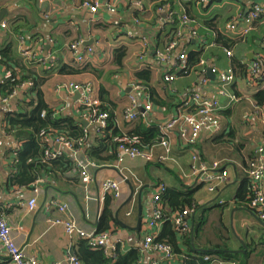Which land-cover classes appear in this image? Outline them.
<instances>
[{
  "label": "crops",
  "instance_id": "obj_1",
  "mask_svg": "<svg viewBox=\"0 0 264 264\" xmlns=\"http://www.w3.org/2000/svg\"><path fill=\"white\" fill-rule=\"evenodd\" d=\"M96 1L99 12L92 14L71 0H42L41 3L39 0H0L3 17L0 25L8 24L7 29L0 27V49L11 45L13 59L22 66L15 65L16 72L43 80L40 89L45 104L56 116L74 120L88 134L83 148L72 151L55 143L52 135L45 138L52 152L62 151L74 161L77 171L60 175L40 168L35 185H14L11 179L15 151L23 147L12 135L6 134L3 121L5 114L18 112L36 94L22 87L6 103L0 101V217L12 229L16 244L40 264H70V255H78L81 264H179L181 254L188 253L185 237L191 234L195 253L246 255L254 251L248 264H264L261 244L264 226L250 206L252 179L248 174L249 162L254 157L264 160V152L259 153V149L264 150V102L259 105L256 101V95L264 92V16L245 38L237 31L227 30L229 24L241 23L254 2L264 6V0H207L206 4L193 0ZM110 5L115 12L108 10ZM183 14L199 24L195 39L188 28L194 27V23L183 26L182 21L174 20V16L182 19ZM209 22L232 42L231 48L223 49L216 44L218 34L208 28ZM21 36L26 38L36 60L22 58ZM73 43H80V53L92 49L94 56L85 64H78L70 49ZM172 43L177 44L176 49L172 56L166 57ZM120 49L125 51V56L116 63L115 53ZM228 51L232 53L230 57ZM182 53L191 64L197 55L200 59L187 73L180 69L178 57ZM237 64L247 68L246 76L235 69ZM254 66H257V75L252 78ZM64 67L76 69L78 73L62 74ZM214 68L219 73L234 71L235 81L226 96L220 93L219 75L212 73ZM141 73H149L150 79L144 81ZM168 74L175 76L173 83L164 80ZM7 75L6 67L0 66V84ZM68 83L91 85L97 99L102 90L106 91L105 104L109 116L113 117L110 135L118 132L128 136L142 119L132 123L125 119L132 95H136L141 111L151 104L152 110L143 120L161 132L172 119L188 112L184 104L195 94L219 104L221 110L217 117L221 128L215 132L203 131L194 148L185 145L174 130L169 133L170 159L165 158L162 147L156 146L147 150L152 153L150 162L128 158L119 163L118 150L115 155L114 149L116 139L102 145V136L90 123L82 104L88 93L64 89L63 85ZM230 96L237 101L232 102ZM99 146L101 158L106 159L101 164L87 153V149ZM111 155H114L112 161ZM80 162L91 164L88 184L82 181ZM201 162L208 167L220 163V170L229 175L214 193L202 183V173L192 174L193 169L201 167ZM107 181L120 183V197L102 195ZM161 184L166 185L167 191L198 189L197 208H188L185 217L189 227L187 235L175 230L174 213L162 200V213L165 210L170 214L156 228H148L155 209L154 197ZM258 187L264 194V178ZM34 197L37 208L29 211L27 204ZM59 206H65L67 211L61 212ZM67 218L85 232L108 233L106 247L99 248L95 242L79 237L70 238L62 225L52 223ZM201 220L205 224L198 234ZM149 234L169 243L178 259L167 260L157 252L144 251L143 241ZM223 246L228 249H221ZM135 257L138 259L134 260ZM0 264H11L1 244Z\"/></svg>",
  "mask_w": 264,
  "mask_h": 264
},
{
  "label": "built area",
  "instance_id": "obj_2",
  "mask_svg": "<svg viewBox=\"0 0 264 264\" xmlns=\"http://www.w3.org/2000/svg\"><path fill=\"white\" fill-rule=\"evenodd\" d=\"M75 5H79L80 8L89 10L92 14H97L99 12V2L96 0H71ZM200 4H206L207 0H197ZM41 3L42 0H39ZM109 11L115 12V9L110 5L107 7ZM161 10V9H159ZM264 16V6L258 2H254L251 10L248 15L244 17L240 24L232 23L227 26V30L231 32L237 31L241 37H247L253 30L254 25ZM182 25L192 24L194 23V27L191 25L188 28L191 31L193 38L198 37L197 28L199 24L195 21H190L186 17H182L181 19ZM1 29H7L8 24L6 22L0 25ZM181 36V33H179ZM177 44L172 43L166 51V57H170L173 55L174 50L176 49ZM70 49L73 51L76 61L78 64L83 65L86 63L87 59L94 56V51L89 49L86 53H80V43H73L70 46ZM20 53L24 60L33 61L36 60V56L33 53L32 49L28 46L27 40L24 36L20 37ZM227 55L230 57L232 53L230 51L227 52ZM161 57V56H160ZM181 66L180 69H186L187 55L182 53L179 57ZM201 64H204L202 62ZM212 73L219 75V84H220V93L222 96H226L229 94V88L235 81L234 73L229 70L228 72L222 73L218 72L217 69H212ZM257 75V66H254L252 69L251 77L254 78ZM167 83H173L175 81V76L168 74L164 79ZM33 86L32 83H28L23 87L31 88ZM63 88L72 91V92H85L88 93L82 104L86 107L88 111V118L92 125H95L97 128L106 129L108 127L107 121L110 116L108 113L100 112L98 108L101 106L99 100L94 95L93 89L91 85H80L75 83L64 84ZM136 90L139 91L140 87H136ZM232 102L237 101L235 97H231ZM8 100H3V103H6ZM131 106L125 113V119L127 122L132 123L137 121L138 119H146L147 114L152 110L151 104H147L143 111L138 108V102L136 99V95H132L130 97ZM185 108L195 107L194 112L182 114L174 119H172L167 125L165 130H162V134L164 136L162 142L160 143V147L165 150L166 159H170L171 153V140L169 138V133L174 130H177L181 141L187 145L188 147H194L198 141L200 140L201 134L203 131L215 132L218 131L220 127V121L217 117V113L220 109L219 104L217 102H209L207 100L201 99L197 94L192 95L190 100H188L184 104ZM46 113H43V117H45ZM264 124V117H263ZM55 143L59 146L68 149L69 151L74 150V143L68 141L64 137H59L55 139ZM2 147V142L0 140V149ZM264 152L263 149H259V153L262 154ZM63 155L62 151L52 152L51 150L46 152V157L48 159H55L61 157ZM142 159L145 162H150L152 160L151 151H143L136 147H126L122 146L119 150V163L124 162L126 159ZM197 160V158H194ZM201 167L193 169V175H197L198 173H202L203 176L201 181L204 183L208 190L214 193L219 187H221L228 179V173L224 172V170H220V163H214L212 166L208 167L205 163L201 162ZM90 163L80 162L79 166L81 168V176L82 181L85 184H88L91 181L90 176ZM248 174L253 181L255 197L251 201L250 206L252 210L257 214L259 219L264 222V194H262L259 190L258 184L264 178V160L262 158L255 159L253 163L250 164V169L248 170ZM103 196H108L114 194L117 198L120 197V183L114 181H107L103 185ZM167 187L164 184L159 185L158 194L154 197V214L151 220L148 222V228L150 230L154 229L159 225L163 220L162 207L160 204L161 196L166 193ZM39 190L36 189L35 193H38ZM28 210L33 211L37 208V198L34 197L27 204ZM61 212L67 211L65 206H59ZM188 216V212H184L182 216L176 218L175 222L177 226L180 228L181 232L187 233L189 231L188 224L183 221L185 217ZM54 225H62L65 229L66 234L70 238L79 237L83 240L95 242L99 248H105L106 242L109 238L108 233H98L96 231L88 233L82 230L75 221L67 218L66 220H54L52 222ZM0 244L4 247L7 252L11 264H40L36 257L27 256L24 249L19 247L13 236L12 229L5 221V219L0 217ZM143 250L147 252H157L161 254L167 260H173L174 256L172 254V250L169 246L160 244L156 242V237L152 234H149L143 241ZM70 264H81L79 258L75 255H70ZM206 262L211 261V258L206 257ZM61 264V263H56ZM213 264H236L234 262H213Z\"/></svg>",
  "mask_w": 264,
  "mask_h": 264
},
{
  "label": "trees",
  "instance_id": "obj_3",
  "mask_svg": "<svg viewBox=\"0 0 264 264\" xmlns=\"http://www.w3.org/2000/svg\"><path fill=\"white\" fill-rule=\"evenodd\" d=\"M193 1L200 4V2L197 0ZM183 16L188 18L190 21H193L190 16L186 14H183ZM174 20L178 22L181 21V18L179 16H174ZM207 26L210 30L218 34L216 43L218 46L222 47L223 49L231 48L233 46L232 42H230L228 39H226L217 32L216 27L213 25V23L209 22L207 23ZM16 31L21 32L19 28H16ZM124 56L125 51H123L122 49L117 50L115 53L116 63H120ZM198 57L199 56L197 55L196 58H194L195 60L193 61V64H191L188 60L186 69L181 70L182 73H187L191 69H193L192 66L200 62V59H198ZM18 64L19 63L13 59L11 45L0 49V66H5L6 72H8V75L4 78L3 83L0 84V101L8 100L14 97L16 93L22 90V87L28 83H32L33 86L27 89H31V92L36 94V98H33L30 102L24 103L20 107L21 110H19L18 112L13 114H5V118L3 121L6 134L12 135L17 142L22 144L23 147L22 149L15 151L16 158L12 166L13 173L11 182L14 185L18 186H32L35 185L36 181L39 178L38 169L40 168L44 169L46 172L60 175H66V173L75 171L77 169L74 161L65 154L55 159H48L46 157V152L51 149L49 148L48 143L45 140L47 136L52 135L54 139L64 137L68 141L74 143L75 149H80L81 147L83 148V146L85 145L88 134H86L84 129L80 125H78L74 120L56 116V113L51 110L43 100L42 92L40 89L43 80L38 79L33 75H29L27 77L20 76L15 70V65L18 66ZM235 69L242 71L241 73L246 76L247 68L245 66L237 64ZM61 73H78V71L76 69L64 67L61 69ZM141 74V76L144 77V81L147 82L150 79L149 73ZM106 96V91L102 90L100 93V98L98 99L99 102L101 101L102 105L98 108V110L100 112L108 113L109 108L105 104V101L107 102ZM256 101L259 105L263 104L264 92H259L258 95H256ZM186 110H188V112H186L188 114L194 112L195 108H186ZM43 113H46L45 117L42 116ZM112 120L113 117L110 115V118L107 121L108 127L106 129L96 128V132L100 134V136H102V145H104L105 142H109L111 140L116 139V141L114 142V149L115 155L117 154L118 150L117 161L119 159V150L122 146L136 147L140 150L147 151L153 148L154 146L160 145L164 138L162 132L158 127H149L143 119H140V121L137 122L136 127L132 129L131 132H129L128 136L123 137V135L118 132L114 135H110L109 133L113 128V125L111 126ZM54 134H56V136ZM87 153L98 164H101L106 161V159L101 158L100 146L99 148L87 149ZM113 158L114 155H111L109 157V160L112 161ZM254 161L255 157L249 162V169L250 164ZM250 186L252 188V195L250 196L251 203V201L255 197L253 181L252 183H250ZM197 192L198 189L192 188L184 190V192L170 190L161 196L162 203H166L167 206L169 205L171 208V213H174V215H172V223L174 224L175 230L180 234L187 235L189 232H181L175 220L176 218L182 216L184 212H188V208H197ZM164 212L165 214L163 213V219L165 220L167 217L166 215H169L170 213L165 210ZM183 221L187 223L185 218L183 219ZM204 224V220H201L198 224V234ZM190 235L191 234H188L185 237V243L188 247V253L183 255L181 254V256L179 257V264H213V262H234L236 264H248L250 256L254 253V251H250L246 255H237L225 252H219L216 254L195 253L191 247ZM156 242L169 246L172 250L173 256L176 258V260L178 259L177 254L174 252L172 246L169 243L164 242L161 239H156ZM261 244L264 245V241H262ZM220 248L228 249L227 246H223ZM76 256L81 261L80 257L78 255ZM136 257L134 258V260L138 259H136ZM206 257L211 258V261L206 262Z\"/></svg>",
  "mask_w": 264,
  "mask_h": 264
},
{
  "label": "water",
  "instance_id": "obj_4",
  "mask_svg": "<svg viewBox=\"0 0 264 264\" xmlns=\"http://www.w3.org/2000/svg\"><path fill=\"white\" fill-rule=\"evenodd\" d=\"M2 19H3V17H2V15L0 16V22L2 21ZM209 74H210V71H209ZM85 122V125H86V123L88 124V122H86V121H84ZM133 196H134V193H132V196H131V199L133 198ZM141 218V217H140ZM140 223V222H139ZM261 224L264 226V222H261ZM243 243V242H242ZM243 247H245L244 245H243Z\"/></svg>",
  "mask_w": 264,
  "mask_h": 264
},
{
  "label": "bare ground",
  "instance_id": "obj_5",
  "mask_svg": "<svg viewBox=\"0 0 264 264\" xmlns=\"http://www.w3.org/2000/svg\"><path fill=\"white\" fill-rule=\"evenodd\" d=\"M157 146H159V145H157ZM154 147H156V146H154ZM154 147H153V148H154Z\"/></svg>",
  "mask_w": 264,
  "mask_h": 264
}]
</instances>
